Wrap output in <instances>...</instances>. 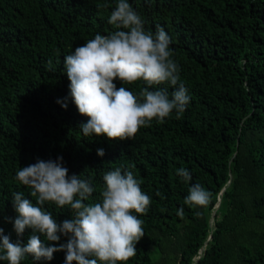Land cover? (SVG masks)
<instances>
[{"label":"trees","instance_id":"obj_1","mask_svg":"<svg viewBox=\"0 0 264 264\" xmlns=\"http://www.w3.org/2000/svg\"><path fill=\"white\" fill-rule=\"evenodd\" d=\"M128 2L146 31L163 27L171 38L190 102L179 119L173 112L135 139L110 140L84 137L88 117L70 97L67 109L57 101L70 91L64 57L115 30L108 18L117 0H0V227L27 242L31 230L17 237L9 220L18 215L12 194L35 198L15 174L62 156L69 175L95 187L91 202L101 200L103 176L117 167L131 170L151 197L139 217L145 235L127 264H264V0ZM122 86L138 94L146 85ZM197 183L210 193L203 207L184 203ZM45 207L58 222L70 218L67 208ZM22 264H65V252Z\"/></svg>","mask_w":264,"mask_h":264},{"label":"clouds","instance_id":"obj_2","mask_svg":"<svg viewBox=\"0 0 264 264\" xmlns=\"http://www.w3.org/2000/svg\"><path fill=\"white\" fill-rule=\"evenodd\" d=\"M108 23L114 31L95 34L63 59L70 91L57 102L67 109L70 97L78 112L88 117L80 125L83 136L131 140L153 120L163 123L173 112L181 118L190 96L164 28L146 31L128 0H117ZM138 81L146 85L138 94L122 86ZM161 85L170 86L171 94ZM97 155L103 157L104 149H98ZM177 174L185 182L192 179L185 168L177 169ZM15 178L30 189L35 203L23 192H14L12 203L18 215L9 220L17 237L26 229L31 235L26 243L21 239L13 242L0 227V261L22 264L29 257L33 262L51 261L57 251L65 252V264H127L136 256V245L145 235L139 217L148 213L151 197L131 170L117 167L107 171L99 202L90 201L96 191L91 181L69 175L62 156L20 167ZM209 200L210 193L197 183L189 188L184 203L203 207ZM46 204L67 208L70 218L58 222ZM177 214L183 216V208ZM62 237L66 242L47 243L59 242Z\"/></svg>","mask_w":264,"mask_h":264}]
</instances>
